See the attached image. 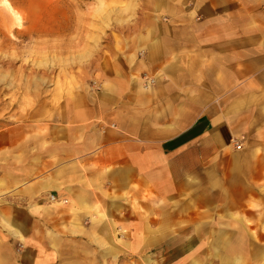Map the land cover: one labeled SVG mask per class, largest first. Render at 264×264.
<instances>
[{
  "label": "crops",
  "instance_id": "1",
  "mask_svg": "<svg viewBox=\"0 0 264 264\" xmlns=\"http://www.w3.org/2000/svg\"><path fill=\"white\" fill-rule=\"evenodd\" d=\"M140 1L118 72L0 127V264H264V0Z\"/></svg>",
  "mask_w": 264,
  "mask_h": 264
},
{
  "label": "rangeland",
  "instance_id": "2",
  "mask_svg": "<svg viewBox=\"0 0 264 264\" xmlns=\"http://www.w3.org/2000/svg\"><path fill=\"white\" fill-rule=\"evenodd\" d=\"M140 4L0 0V127L49 118L66 97L118 72Z\"/></svg>",
  "mask_w": 264,
  "mask_h": 264
},
{
  "label": "built area",
  "instance_id": "3",
  "mask_svg": "<svg viewBox=\"0 0 264 264\" xmlns=\"http://www.w3.org/2000/svg\"><path fill=\"white\" fill-rule=\"evenodd\" d=\"M236 148L241 149L242 148V143L241 142H235Z\"/></svg>",
  "mask_w": 264,
  "mask_h": 264
}]
</instances>
